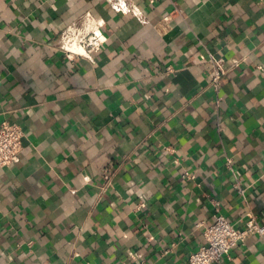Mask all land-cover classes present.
<instances>
[{
  "label": "crops",
  "instance_id": "0c3cea01",
  "mask_svg": "<svg viewBox=\"0 0 264 264\" xmlns=\"http://www.w3.org/2000/svg\"><path fill=\"white\" fill-rule=\"evenodd\" d=\"M133 1L143 18L0 0V124L23 134L0 169V264H189L216 214L264 225V0H176L169 21L168 0ZM86 17L103 43L69 58ZM213 264H264V242Z\"/></svg>",
  "mask_w": 264,
  "mask_h": 264
},
{
  "label": "built area",
  "instance_id": "2783aa9c",
  "mask_svg": "<svg viewBox=\"0 0 264 264\" xmlns=\"http://www.w3.org/2000/svg\"><path fill=\"white\" fill-rule=\"evenodd\" d=\"M110 6L124 15H131L136 18H143L142 12L133 0H107ZM171 10L165 16L164 21H169L172 16L180 14V9L176 0H168ZM86 29L80 35L77 42V50L69 53L67 57L84 55L89 57L92 51L97 50L103 43L104 36L100 31V23L92 17L85 18ZM211 77L210 84L217 92L219 81L227 73L228 68L224 66L222 59L211 58ZM171 66L166 67V72H172ZM217 97V101H219ZM222 127L218 126L217 131ZM22 131L16 124L3 121L0 124V169L15 163L19 158L22 145ZM187 174V173H186ZM104 177L108 181L110 178L109 170L104 172ZM109 182V181H108ZM238 192L243 190L237 186ZM256 234L264 242V225L257 222L256 215L252 212L247 213L245 225L242 228L228 221L223 215L216 214L213 221L203 228V242L195 251L189 254V264H213L220 258L228 256L230 250L244 243L248 235Z\"/></svg>",
  "mask_w": 264,
  "mask_h": 264
},
{
  "label": "bare ground",
  "instance_id": "6f19581e",
  "mask_svg": "<svg viewBox=\"0 0 264 264\" xmlns=\"http://www.w3.org/2000/svg\"><path fill=\"white\" fill-rule=\"evenodd\" d=\"M73 50V49H72Z\"/></svg>",
  "mask_w": 264,
  "mask_h": 264
}]
</instances>
